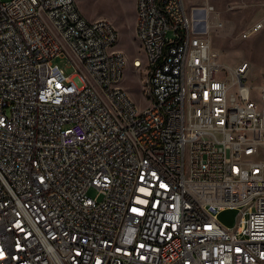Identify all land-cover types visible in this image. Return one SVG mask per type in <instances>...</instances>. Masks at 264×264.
<instances>
[{
    "label": "built area",
    "instance_id": "2783aa9c",
    "mask_svg": "<svg viewBox=\"0 0 264 264\" xmlns=\"http://www.w3.org/2000/svg\"><path fill=\"white\" fill-rule=\"evenodd\" d=\"M135 9L141 109L109 20L0 0V264H264V79L245 86L183 0Z\"/></svg>",
    "mask_w": 264,
    "mask_h": 264
},
{
    "label": "rangeland",
    "instance_id": "374dc122",
    "mask_svg": "<svg viewBox=\"0 0 264 264\" xmlns=\"http://www.w3.org/2000/svg\"><path fill=\"white\" fill-rule=\"evenodd\" d=\"M187 14L192 17H204L210 26L207 36L210 45L219 54V60L229 68L247 62L244 84L247 87L258 85L264 79V0H183ZM80 14L91 21L96 18L109 20L116 29L115 49L127 56L123 79L120 83L138 108L148 103L144 95L143 82L147 76L142 65L141 70H134L131 60L135 57L144 63V51L135 39L133 25L134 0H75ZM212 5L213 10L205 12L203 7ZM216 22L220 26L214 27ZM197 25L202 24L196 22ZM261 24L257 30L254 25ZM65 73L72 71L66 67L65 60L55 59ZM250 96L255 95L251 93ZM88 195L95 197L96 190L90 188ZM237 211L225 209L218 213V220L225 226H232L236 221Z\"/></svg>",
    "mask_w": 264,
    "mask_h": 264
},
{
    "label": "crops",
    "instance_id": "0c3cea01",
    "mask_svg": "<svg viewBox=\"0 0 264 264\" xmlns=\"http://www.w3.org/2000/svg\"><path fill=\"white\" fill-rule=\"evenodd\" d=\"M133 9H134V19H133V25L132 26H134V24H135V17H136L135 0H134V3H133Z\"/></svg>",
    "mask_w": 264,
    "mask_h": 264
},
{
    "label": "bare ground",
    "instance_id": "6f19581e",
    "mask_svg": "<svg viewBox=\"0 0 264 264\" xmlns=\"http://www.w3.org/2000/svg\"><path fill=\"white\" fill-rule=\"evenodd\" d=\"M261 26V25H260Z\"/></svg>",
    "mask_w": 264,
    "mask_h": 264
}]
</instances>
